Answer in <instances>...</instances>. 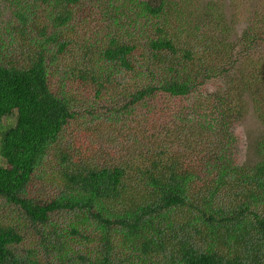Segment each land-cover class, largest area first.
I'll use <instances>...</instances> for the list:
<instances>
[{
    "label": "trees",
    "instance_id": "trees-1",
    "mask_svg": "<svg viewBox=\"0 0 264 264\" xmlns=\"http://www.w3.org/2000/svg\"><path fill=\"white\" fill-rule=\"evenodd\" d=\"M0 2V264H264V131L241 166L232 134L242 92L264 124L258 19L230 45L216 4L200 32L181 1Z\"/></svg>",
    "mask_w": 264,
    "mask_h": 264
},
{
    "label": "rangeland",
    "instance_id": "rangeland-1",
    "mask_svg": "<svg viewBox=\"0 0 264 264\" xmlns=\"http://www.w3.org/2000/svg\"><path fill=\"white\" fill-rule=\"evenodd\" d=\"M176 2H182L179 6L181 8H186L185 15L183 16L181 24L175 25L174 22H172L173 28H178L179 30L187 29L190 31H200V32H206L209 29L210 22L204 20L202 18L203 12H204V6L207 4H216L223 15V19L227 22V28L228 33L225 36L226 42H229L230 45L234 43L239 37H241L244 30L247 28L248 20H256L258 19V23L256 24L260 32L264 33V0H258L252 1V3L249 6H246L243 3H240V5L236 2L237 0H174ZM248 5V4H247ZM256 9L255 13L259 15V17H255V15H248L245 17V13L249 12L250 9ZM9 17L8 11H5L4 3L0 2V40L6 39V32H5V26L6 22ZM247 19V20H246ZM219 28L216 27L215 31H217ZM152 35V30H151ZM4 42V41H3ZM1 44V43H0ZM6 48V44L4 43L3 46ZM12 48H15L16 53L20 51L19 48H16L14 46L7 47L6 50H12ZM245 71V70H244ZM247 77L245 80L248 85H251L249 83L250 81V75L253 74L252 69L248 68L246 70ZM219 78V77H218ZM217 78V79H218ZM210 84H207L206 88L209 89L210 92H213L217 89V85L215 84H222V80H218L217 83H214L212 81H209ZM262 98V102L259 105H262V110H264V89L260 91L259 94ZM241 96V95H240ZM242 96H244V108L242 112V118L239 120V123L235 125V127L232 128V134H234L235 137V152L234 157L236 158V161L238 165H248L249 161L254 162L257 160L255 158V153L253 151V141L254 139L258 138L259 135H261L264 131V124L263 119L258 117V113L254 111L253 105H255L249 95V92H242ZM254 111V112H253ZM12 122H14L15 117L9 118ZM3 122H7L6 119H3ZM49 171V170H48ZM4 207L3 209L0 208V219H9L11 216H15V210L14 208H7ZM21 219V216H20Z\"/></svg>",
    "mask_w": 264,
    "mask_h": 264
}]
</instances>
